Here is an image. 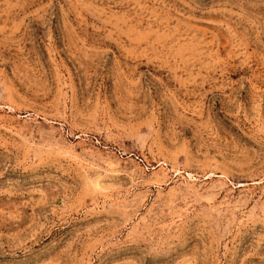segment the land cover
<instances>
[{
    "label": "rangeland",
    "instance_id": "obj_1",
    "mask_svg": "<svg viewBox=\"0 0 264 264\" xmlns=\"http://www.w3.org/2000/svg\"><path fill=\"white\" fill-rule=\"evenodd\" d=\"M0 264H264V0H0Z\"/></svg>",
    "mask_w": 264,
    "mask_h": 264
}]
</instances>
